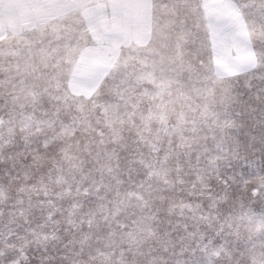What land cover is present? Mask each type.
I'll use <instances>...</instances> for the list:
<instances>
[{
  "label": "snow or ice",
  "instance_id": "6c2138e0",
  "mask_svg": "<svg viewBox=\"0 0 264 264\" xmlns=\"http://www.w3.org/2000/svg\"><path fill=\"white\" fill-rule=\"evenodd\" d=\"M0 264H264V0H0Z\"/></svg>",
  "mask_w": 264,
  "mask_h": 264
}]
</instances>
